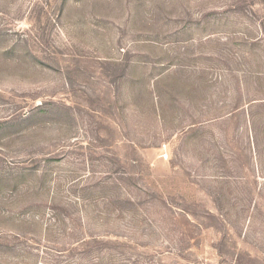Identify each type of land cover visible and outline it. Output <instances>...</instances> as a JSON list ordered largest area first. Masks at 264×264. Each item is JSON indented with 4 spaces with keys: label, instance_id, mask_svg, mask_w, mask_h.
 <instances>
[{
    "label": "rangeland",
    "instance_id": "obj_1",
    "mask_svg": "<svg viewBox=\"0 0 264 264\" xmlns=\"http://www.w3.org/2000/svg\"><path fill=\"white\" fill-rule=\"evenodd\" d=\"M0 264H264V0H0Z\"/></svg>",
    "mask_w": 264,
    "mask_h": 264
}]
</instances>
